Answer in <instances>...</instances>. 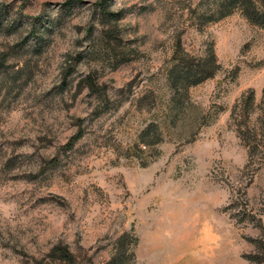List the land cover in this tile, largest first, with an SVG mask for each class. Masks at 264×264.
Wrapping results in <instances>:
<instances>
[{
    "label": "rangeland",
    "instance_id": "rangeland-1",
    "mask_svg": "<svg viewBox=\"0 0 264 264\" xmlns=\"http://www.w3.org/2000/svg\"><path fill=\"white\" fill-rule=\"evenodd\" d=\"M221 1L0 0V264L264 258V28Z\"/></svg>",
    "mask_w": 264,
    "mask_h": 264
},
{
    "label": "trees",
    "instance_id": "trees-1",
    "mask_svg": "<svg viewBox=\"0 0 264 264\" xmlns=\"http://www.w3.org/2000/svg\"><path fill=\"white\" fill-rule=\"evenodd\" d=\"M220 5L221 9L227 6L229 8L220 13V15L228 13L234 5L241 9L243 15L250 22L264 28V0H222ZM211 73L212 71L210 70L207 73L205 72L201 77ZM198 79H195L193 82ZM238 105L240 110H242V118L239 121L240 126H245V137L248 144L252 143L253 147L264 145V86L261 98L256 105H254L252 90L247 95H243ZM253 259L255 260V264H264V258L256 260L253 256Z\"/></svg>",
    "mask_w": 264,
    "mask_h": 264
}]
</instances>
